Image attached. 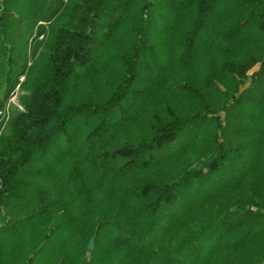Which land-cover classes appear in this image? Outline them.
Listing matches in <instances>:
<instances>
[{
    "label": "trees",
    "instance_id": "obj_1",
    "mask_svg": "<svg viewBox=\"0 0 264 264\" xmlns=\"http://www.w3.org/2000/svg\"><path fill=\"white\" fill-rule=\"evenodd\" d=\"M257 63L264 0H0L3 93L25 74L23 110L0 124V264H264V118H246L258 138L236 173L179 211L172 169L150 173L185 151L154 155L164 139L209 127L223 85L224 105L263 108L264 69L240 92ZM222 140L211 170L242 153Z\"/></svg>",
    "mask_w": 264,
    "mask_h": 264
},
{
    "label": "rangeland",
    "instance_id": "obj_2",
    "mask_svg": "<svg viewBox=\"0 0 264 264\" xmlns=\"http://www.w3.org/2000/svg\"><path fill=\"white\" fill-rule=\"evenodd\" d=\"M13 13L18 15L17 10H13ZM44 25H46V23ZM151 25L153 26L152 30H156L159 23L153 22L151 23ZM38 32V28L32 30L33 36L30 38L31 47L35 43L34 37ZM42 37L43 36L41 35L38 39H42ZM15 39H17L16 41H18V37H16ZM13 44L15 45L14 53H17L18 42H16V44ZM30 64L31 63L28 62V65ZM263 69L264 64L257 63L253 69L249 70V72L247 73V77L244 79V83L240 87V92L244 91L246 87H250L252 83L256 82V79L258 77L261 78V72ZM13 76L14 77L12 78V82L9 84V86H7L5 94L3 93V83L0 86V99L2 104L0 106V124L2 125L1 131L3 132L7 131L12 117L17 114L18 111L23 110V106L20 102V96L24 93L25 74H18L17 71ZM236 85L237 83L233 85V82L231 83V85H223V93L208 97V101L210 102V109L213 112L214 118H212L207 129L201 130L200 135H198L199 130L206 124L204 123V121L198 120L188 129L180 132L179 134L177 133L176 135H172L171 137L164 139V141L159 144L158 148L153 153L154 155L158 154L159 151H162L160 152V154H165L167 152L172 153L179 147H183L185 149V151L181 150L174 153L176 154L179 152V155L173 154L174 156H171L170 159H163V163L161 162V164L157 168H152L150 170V173H152L155 169L162 168L163 166H169L172 169V172L170 173V177L168 176V180L172 182L179 181V183H181L178 186V188H180L178 189L179 191L177 192L175 198V204L173 205V210L175 211H179L184 206V202L186 200L190 199V202L193 203V197H196L199 193L206 191V189L208 188H212L216 185H221L229 177L234 175L237 169H239V167L241 166V163H243V161L245 160L246 155H248L247 150H249V148L245 146L252 139L256 140L258 138V134L252 131V129H247L245 127V123L248 122L247 119L249 120V122H254V119L256 118L259 120L263 119L264 114H262L261 110H264V105L262 106L263 108H260L250 102L242 101L238 109V103L236 101H238L239 94L233 95L231 98H229V100H227L226 105H224L225 98L232 92L233 88L236 87ZM194 105L197 106V104ZM232 105H234V107L238 109L237 114H232V110L234 108ZM182 108L186 112L196 110L193 104L192 106L188 107L182 106ZM242 118L244 119V122H241ZM239 122H241V124ZM213 137L219 138V141L216 144L220 149L222 147L221 144L223 143L222 139L233 144L239 143V147L242 150V153H239V151L231 150V154L229 152L228 156L225 158L224 166L222 167L219 165L217 168L211 170V166L215 167V157L217 155L213 146L210 144V141ZM182 153L184 154L182 155ZM194 171H201V177L193 178L192 184L190 186L186 188L182 187L184 185V182L181 177L184 174L185 176H189ZM191 178L192 177H190V179ZM214 201L217 203L220 202L219 198L213 200L212 202ZM242 216L243 215L240 213L236 216V218L240 219ZM217 232L218 231L214 228L208 231L205 237L206 250H208L211 245L217 243ZM6 235L7 231H4L3 228H1L0 239L4 240ZM260 252H264V247L262 250H260ZM244 253L246 254L248 252ZM6 256V264H18V261H16L14 258L13 261L9 260L10 254L7 253Z\"/></svg>",
    "mask_w": 264,
    "mask_h": 264
},
{
    "label": "water",
    "instance_id": "obj_3",
    "mask_svg": "<svg viewBox=\"0 0 264 264\" xmlns=\"http://www.w3.org/2000/svg\"><path fill=\"white\" fill-rule=\"evenodd\" d=\"M233 210H237V206H234L233 207ZM94 249V237L92 236L90 239H89V242L87 244V252H86V255L87 256H90L91 255V251Z\"/></svg>",
    "mask_w": 264,
    "mask_h": 264
}]
</instances>
